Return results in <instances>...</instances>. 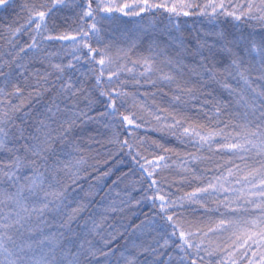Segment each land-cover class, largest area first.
Returning a JSON list of instances; mask_svg holds the SVG:
<instances>
[{
	"label": "trees",
	"instance_id": "trees-1",
	"mask_svg": "<svg viewBox=\"0 0 264 264\" xmlns=\"http://www.w3.org/2000/svg\"><path fill=\"white\" fill-rule=\"evenodd\" d=\"M22 2L23 0H16L15 9L0 11V60L5 62L12 60L9 53L16 55L21 47L32 43V33L26 34L22 31L12 36L8 31L10 25L14 28L24 23L27 13H21L19 18L16 15ZM124 2L132 3V0H117V3ZM153 2H162V0H153ZM180 2L181 0H169V6ZM191 2L198 6L190 10L181 9V12L194 13L188 16L181 14L170 18L169 13L163 8L145 11L139 16H125L116 12L112 14L113 19L99 21L97 24L100 28L99 35L90 34L83 38L92 48L106 52L111 57L113 63L108 67L112 71L124 68L118 78H114L111 82L107 80V72H105L104 87L105 90L118 88L121 92L127 93L117 101L119 112L129 115L135 121L129 126L122 123L118 117L112 119L101 117L99 113L104 111L103 103L93 104L89 111L87 101L77 96L75 100L78 103L72 110L84 109L93 119L76 118V124L67 134L65 142H57L55 145L61 159L70 157L81 163L72 169L76 177L71 173L59 174L62 185H67L66 197L60 213H47V224L41 227L46 233L58 231L67 233V229H61L58 225L66 220L74 209L85 206L83 211L76 215L70 228L76 234L77 242L90 240L92 247L99 251L95 258L88 257L84 264H125V257L129 256H135L136 264H153L154 254L143 252L140 248L149 245L156 247V240L163 243L161 239L163 232L158 234L155 230L150 231L147 224L142 223L152 220L154 228H160L166 223L159 213L160 201L156 200V207L153 208V201L144 198L154 195L165 197V201L171 205L166 215H174L181 230L195 233L192 239L194 243L201 245L199 257H203L202 260L198 258V264H217L218 261L227 259L229 252L234 253L232 258L237 264H249V260L253 264H260L261 249H257L255 245L251 248L239 247L246 237L242 236L238 242L233 243L236 237L231 231L224 233L208 231L222 218L251 219L259 215L258 210H253L252 205L245 202L247 199L255 200L256 197L245 195L239 200L235 198L240 196L241 188L245 194L249 192L250 185H245L241 177L264 164V157L256 155L254 149L243 152L222 147L229 143H242L247 133L259 131L256 128L258 121H253L245 129L242 127L246 124L243 117L245 109L235 105L234 102L226 108L223 107V102L233 100L228 92L215 83L207 84L200 89V77L190 71L199 57L186 53H181V56L177 57L178 49L172 43L169 33L172 37L182 33L189 49H192L198 37L211 43L214 37L204 34L221 30L236 35L241 32L245 35L251 33L259 38L264 36V22L257 19L235 21L231 16L223 15H217L215 18L202 16L198 13L207 0H191ZM241 2L242 0H233V3ZM256 3L258 4L259 0H256ZM136 11L139 9L137 8ZM208 11L211 12V9ZM79 13L80 7L72 0H68L67 5L59 7L49 19L50 31L57 35H77L81 24L84 30L88 31V25L92 21H81ZM177 24L179 30L176 28ZM31 27L34 28V25ZM81 45L80 37L77 42L41 40L40 47L43 51L34 49L27 52V55L20 53L18 63L30 61L26 65L25 75L28 83L35 86V90L33 87H26L23 97L0 96V109L7 111L12 105H20L23 99L22 110L15 113L16 122L19 124L23 119L28 124H35L44 117L47 107L53 103L54 98L60 108L63 109L66 105L72 108V101L57 96L60 84L69 78L79 84L83 79L82 74H87L89 77L93 75L90 69H95L96 74L99 73V65L86 59L87 49ZM223 55L218 53V57ZM74 56H80L81 59L77 61ZM96 58L99 59V52ZM170 58L173 62L182 59L183 64L188 67L173 66L168 63ZM145 59L151 65L152 71L141 75L145 72ZM40 60H43V63H40ZM69 61L74 67L65 68L62 74L52 67L56 64L66 66ZM222 66L223 64L217 65L218 68ZM3 70L6 73L11 71L12 76L9 79L12 83L17 80L23 82L24 78L17 75L20 70L16 69L15 64H12L11 69L5 66ZM37 70L41 74L45 71L51 73L47 83L40 80V83L36 84L39 77L30 73ZM197 71L200 69L197 68ZM165 74L174 76L175 80L171 83L163 81L161 77ZM57 76H60L59 80ZM227 82L233 87L237 86L236 81L230 78ZM252 83L254 87L264 86V81L254 80ZM53 84L55 88L52 91H43L44 87H52ZM177 86L196 87L198 98L192 99L187 93H179ZM0 88H4L8 93L13 91L11 83L3 77H0ZM201 91L204 95L200 94ZM30 92L31 96H29ZM37 92L40 94H36ZM209 92H211L210 96L207 95ZM176 95H181V101L174 99ZM92 96L99 101L105 100L98 92L92 93ZM217 99L222 102V110L219 114L215 110ZM205 100L209 103L203 104ZM72 118L71 112L67 111L59 115V119ZM176 121L180 123L177 124ZM185 128L189 129L188 134H185ZM215 132L221 134L212 136L208 141L200 139L201 136L208 137ZM124 141L127 143L125 144ZM18 155H24L22 149ZM160 156L165 159L159 161L160 166H157ZM147 161H152L153 164L150 166ZM10 162L9 153H0V167ZM141 164H144L149 171L154 169L153 178L158 181L159 193L149 188L151 181L147 179V173L141 169ZM229 170L232 175H229ZM217 177L221 178L219 183H223L225 188L236 191L210 194L197 192L198 189L208 187L210 183L218 184ZM74 178L75 183L72 182ZM238 180L241 182L237 183ZM193 193L195 196L190 199L189 196ZM225 196L233 201L229 207H225L227 203ZM229 208H238L239 211L232 212ZM245 208L249 211L245 212ZM221 213L225 215L222 217ZM93 222L99 225L94 232L91 231ZM172 231L169 226L167 232ZM204 233L208 234L205 236ZM113 236H115L114 240H112ZM178 236L179 232L176 237L166 238L178 243ZM104 240H110L111 243L104 244ZM134 244L140 247L134 248ZM85 248H88L87 244ZM159 251L165 252L166 255L156 260L155 264H164V261L168 260L167 253H171L173 257L168 260V264H182L179 257L184 254L174 245ZM206 252L212 254L207 255ZM253 252L257 255L253 256ZM121 253L124 255L121 256Z\"/></svg>",
	"mask_w": 264,
	"mask_h": 264
},
{
	"label": "snow or ice",
	"instance_id": "snow-or-ice-1",
	"mask_svg": "<svg viewBox=\"0 0 264 264\" xmlns=\"http://www.w3.org/2000/svg\"><path fill=\"white\" fill-rule=\"evenodd\" d=\"M80 7L79 19L81 21L91 20L92 23L88 25V31L84 30L83 24L79 26L77 35L66 34H53L49 29V19L53 16L55 11L59 7L66 6L68 0H23L20 4V10L16 13L19 18L21 13H27L24 23L18 24L16 27L11 25L8 31L12 36L20 34L22 31L31 34L32 43L27 44L25 47H21L16 55L12 56V60L5 62L0 60V77H3L7 82L11 83L13 91L8 93L4 88H0V96H20L23 97V92L26 87L35 86L30 85L27 80L26 65L30 61L25 63H18L20 53H25L31 50L43 51L40 47V41H73L77 42L78 37L82 40V47L87 49L86 59L88 61H94L99 65V73L96 74L95 69H90L93 73L91 77L87 74H82L83 79L79 84L75 83L71 78L60 84L57 91V96H63L64 99L72 101V108L67 105L65 108H60L59 104L53 99V103L46 109L45 115L42 119H39L35 124H28L27 121L21 119L20 123L16 122L17 117L15 113L22 110L24 101L22 99L20 105H12L7 111L0 109V153H9L11 162L0 167V264H84V261L88 260V257L95 258L98 249L92 247L90 240H81L77 242L75 239L76 234L72 232L70 225L76 218V215L83 211L85 206H80L74 209L67 219L58 225L61 229H67V233L64 231L58 232H45L41 225L47 224V213H60L63 201L66 197L67 185H62V180L59 176L61 172L65 174L71 173L73 177H76V173L72 172V169L81 163L79 160H73L72 158L61 159L60 154L56 151L55 145L57 142L64 143L67 139V134L71 131L72 127L76 124V118L87 117V119H93L88 116L87 111L80 109L73 111L76 103L77 96H80L83 100L87 101L88 110H91V106L96 103L104 104V111L100 112L101 117H118L122 123L132 126L135 121L130 118L129 115H124L119 112L118 99L126 96L127 93L121 92L118 88H112L111 90H105L104 78L105 72H107V80L111 82L114 78H118L120 72L124 71V68H118L116 71H112L108 66L113 63L111 57L106 52H101L98 49H94L83 38L88 37L90 34L99 35L100 28L97 27L99 21L113 19V13L119 12L122 15H136L139 16L142 12L152 11L153 9L163 8L169 13L170 18L172 16H188L190 11H183L181 9H192L194 5L191 0H181L180 3H172L169 6V0H162V2H153V0H132V3H117V0H72ZM16 0H0V11L8 8L15 9ZM139 11H136V9ZM232 10L229 11L228 9ZM211 9V12L208 10ZM202 16H211L215 18L217 15H223L225 17L231 16L235 21H241L242 19H257L264 22V0H242L241 3H233V0H207L206 3L200 8L198 13ZM55 23V22H54ZM34 25V28L31 27ZM179 30V25H176ZM206 36L214 37L213 42L209 43L206 40L197 38L195 46L189 49L186 43L185 37L182 33L172 37L169 33L172 43L178 49L176 55L181 56V53H186L193 57H199L196 61V65L190 69L193 75L200 77V89L207 84L215 83L219 85L223 90L228 92L229 96L233 97L232 101L223 102V107H228L230 103L243 107L245 109L243 117L246 124L243 125L245 129L252 124L256 123V128L259 131L247 133L242 143H229L223 145L229 150L250 152L255 150L256 155L264 157V86H253L252 81H264V36L257 38L254 34L240 33L229 34L225 31H215L205 33ZM99 52V59L96 58V54ZM205 52L207 55H205ZM219 54H224L218 57ZM226 57V62H224ZM74 59L79 61L80 56H74ZM43 63V60H40ZM138 63V61H134ZM169 64L173 66L188 67L183 64L182 59H178L175 62L170 58ZM12 64H15L16 69L20 71L17 73L19 77H23V82L17 80L12 83L9 79L12 76L11 71L4 72V67L8 66L11 69ZM223 64L222 67L217 65ZM52 67L58 73H64L65 68H73L74 65L71 61L64 66L60 64L52 65ZM145 73L151 72L152 68L148 60L144 61ZM197 68L200 71H197ZM131 71V69H127ZM255 73V75H253ZM206 74V78H205ZM30 75L39 77L36 84L43 80L45 83L48 81V76L51 73L45 71L41 74L38 70ZM220 77H223L221 79ZM236 81L237 86L233 87L228 83V79ZM60 76H57V80ZM165 82L171 83L175 80L172 75L165 74L161 77ZM138 82V81H137ZM154 83V82H153ZM55 88L44 87L43 91H52ZM179 93H187L192 99H197L196 87H179L177 86ZM98 92L100 97H104V101L94 99L92 93ZM36 94H40L37 92ZM201 95L204 93L201 91ZM32 93H29L31 96ZM211 95V92L207 93ZM176 101H181V95L174 96ZM209 101H203V104H207ZM222 102L220 100L215 101V110L219 114L222 110ZM203 106V105H202ZM71 112L72 119H59L61 112ZM27 115V113H25ZM240 115V113H236ZM251 117V118H249ZM219 122V121H218ZM179 124V121H176ZM138 126V125H136ZM227 126V125H226ZM185 134L189 133V129H184ZM221 133L215 132L208 137L201 136L202 141H208L212 136L220 135ZM126 144L127 141H124ZM21 149L24 155H18ZM139 155V154H137ZM165 157L160 156L157 160V166L159 161H163ZM244 159V157H241ZM148 165H152V161H147ZM141 169L147 173V179L151 181L149 188L155 189L159 193L158 181L153 178L154 169L149 171L144 164L140 165ZM167 167V165H164ZM238 168V166H237ZM21 173H24L21 175ZM229 175H232L229 170ZM78 178V177H77ZM221 178L217 177L218 184L210 183L208 187L198 189L197 192L211 193V192H233L236 191L231 188H225L223 183H219ZM241 180L245 185H250V190L245 194L243 188H241L240 196L235 199L239 200L242 196L256 197L255 200L247 199L245 202L251 204L253 210H258L259 215L245 219L243 217L237 218H222L220 219L214 228H209V232H229L236 237L233 243L238 242L242 236L246 237L242 244H239L240 248L247 246L251 248L255 245L257 249H261L260 252V264H264V164H261L259 168L253 170L241 177ZM238 180L237 183H240ZM75 183V178L72 180ZM195 196V193L190 194L189 198ZM145 199H151L153 201L152 207H156V200L160 201L159 213L161 219L166 223L160 228L153 227V221L147 220L146 223L149 230H155L159 234L163 232L161 237L163 243L156 240V247L144 246L140 248L143 252H150L154 254L153 264L156 260H159L162 256L166 255L165 252L159 251L160 249H167L171 245L184 255L179 257V261L182 264H198L199 252L201 251V245L194 243L192 237L195 233L186 232L181 230L174 219V215H166L168 209L171 207L169 203L165 201L163 195H154L151 197H144ZM225 207L233 202L229 200V197L225 196ZM139 202V201H138ZM114 211V209H113ZM229 211L238 212V208H229ZM245 212L249 210L244 209ZM222 217L224 213L220 214ZM38 222V223H37ZM171 227L172 232H167V228ZM99 227L98 224L93 222V228L91 231H95V228ZM139 227V226H138ZM179 232V242L170 241L166 237H176ZM239 233V234H238ZM208 233H204L206 236ZM115 236L112 237V240ZM104 244L111 243L110 240H104ZM85 244L88 248H85ZM134 248L140 247L133 245ZM194 249V251H193ZM111 251V250H110ZM223 251V249H221ZM102 255H108L109 253H101ZM211 255L212 253H207ZM124 253H121L123 256ZM139 255V252H137ZM257 253L253 252V256ZM168 260L173 259L171 253H167ZM233 252L227 254V259L218 261L217 264H237V261L233 259ZM244 257H241L243 259ZM168 260L164 261V264H168ZM125 264H136L135 256L125 257ZM249 264H253L249 260Z\"/></svg>",
	"mask_w": 264,
	"mask_h": 264
}]
</instances>
